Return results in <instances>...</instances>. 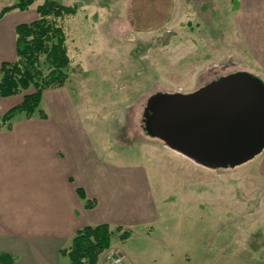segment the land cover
I'll return each instance as SVG.
<instances>
[{
    "label": "rangeland",
    "instance_id": "1",
    "mask_svg": "<svg viewBox=\"0 0 264 264\" xmlns=\"http://www.w3.org/2000/svg\"><path fill=\"white\" fill-rule=\"evenodd\" d=\"M33 1L12 18L36 19L44 0ZM54 1L75 6L77 14L63 23L71 64L65 85L44 92L45 124L76 126L84 164L97 163L104 175L99 187L118 185L110 180L117 175L141 178V196L123 212L99 199L94 208L133 229L131 242L149 264L168 255L164 264H264V150L240 166L210 169L142 128L155 93H192L235 72L264 82V0ZM13 3L0 0V9ZM1 50L0 62L15 60L7 40ZM0 99L1 114L21 96ZM25 118L12 121L20 141Z\"/></svg>",
    "mask_w": 264,
    "mask_h": 264
},
{
    "label": "crops",
    "instance_id": "2",
    "mask_svg": "<svg viewBox=\"0 0 264 264\" xmlns=\"http://www.w3.org/2000/svg\"><path fill=\"white\" fill-rule=\"evenodd\" d=\"M13 12L0 19V54L4 40L14 49V28L24 23L15 21ZM32 117L25 118L27 125L22 127L27 133L25 141L17 140L20 128L12 122L16 117L0 127V255L10 256L12 264H69L62 252L68 250L75 233L85 226L107 224L111 230L121 229L117 235L129 233L125 240L117 237L120 244L112 239L110 245L111 250L123 256L124 264H149L142 247L132 244L135 232L126 222L102 217L95 206H85L87 201L99 199L123 212L131 198L141 196L137 195L142 186L140 176L117 175L116 180H110H118V185L110 188L107 182L99 187L98 181L104 175H99L97 163L84 164L76 126L47 125L48 115L46 119ZM131 180L136 183L130 190ZM78 188L83 190L85 199L78 196ZM140 204L138 198L137 209ZM170 259L172 255L160 259L159 264ZM97 264H107L103 255Z\"/></svg>",
    "mask_w": 264,
    "mask_h": 264
},
{
    "label": "water",
    "instance_id": "3",
    "mask_svg": "<svg viewBox=\"0 0 264 264\" xmlns=\"http://www.w3.org/2000/svg\"><path fill=\"white\" fill-rule=\"evenodd\" d=\"M147 137L199 165L234 168L264 150V82L230 73L188 93H155L142 114Z\"/></svg>",
    "mask_w": 264,
    "mask_h": 264
},
{
    "label": "trees",
    "instance_id": "4",
    "mask_svg": "<svg viewBox=\"0 0 264 264\" xmlns=\"http://www.w3.org/2000/svg\"><path fill=\"white\" fill-rule=\"evenodd\" d=\"M13 1L12 5L0 9V19L12 11H27L34 4L33 0ZM35 12L36 19L14 28L15 60L0 63V97L21 96L19 103L0 117V127L9 125L19 114L30 119L38 112L41 119H46V114L39 109L44 92L59 89L68 80L71 59L63 23L77 14V8L44 0ZM76 192L85 199L82 189ZM85 206L93 208L95 202L87 201ZM120 231L119 227L111 230L107 224L85 226L75 233L70 247L62 254L68 257L69 264H97L100 255L110 249L114 235L120 240L128 237V232L117 236ZM12 262L10 256L0 255L1 264Z\"/></svg>",
    "mask_w": 264,
    "mask_h": 264
},
{
    "label": "built area",
    "instance_id": "5",
    "mask_svg": "<svg viewBox=\"0 0 264 264\" xmlns=\"http://www.w3.org/2000/svg\"><path fill=\"white\" fill-rule=\"evenodd\" d=\"M103 259L107 264H124L123 256L111 249L104 252Z\"/></svg>",
    "mask_w": 264,
    "mask_h": 264
}]
</instances>
